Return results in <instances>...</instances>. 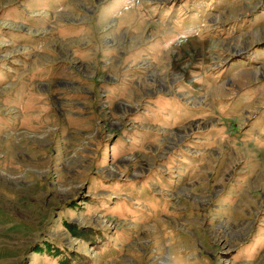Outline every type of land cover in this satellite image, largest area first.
<instances>
[{
    "label": "rangeland",
    "instance_id": "obj_1",
    "mask_svg": "<svg viewBox=\"0 0 264 264\" xmlns=\"http://www.w3.org/2000/svg\"><path fill=\"white\" fill-rule=\"evenodd\" d=\"M0 264H264V0H0Z\"/></svg>",
    "mask_w": 264,
    "mask_h": 264
}]
</instances>
